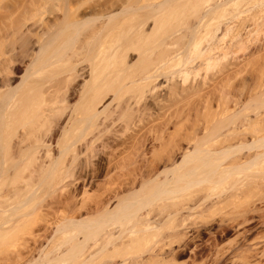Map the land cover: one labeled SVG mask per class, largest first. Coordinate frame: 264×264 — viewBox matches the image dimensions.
Listing matches in <instances>:
<instances>
[{
    "label": "bare ground",
    "instance_id": "6f19581e",
    "mask_svg": "<svg viewBox=\"0 0 264 264\" xmlns=\"http://www.w3.org/2000/svg\"><path fill=\"white\" fill-rule=\"evenodd\" d=\"M3 1L46 31L0 88V264H264V0Z\"/></svg>",
    "mask_w": 264,
    "mask_h": 264
},
{
    "label": "rangeland",
    "instance_id": "374dc122",
    "mask_svg": "<svg viewBox=\"0 0 264 264\" xmlns=\"http://www.w3.org/2000/svg\"><path fill=\"white\" fill-rule=\"evenodd\" d=\"M1 1V0H0ZM5 1H1L0 2V4L2 3H4ZM0 6H2V5H0ZM1 9H3L4 10V7H0ZM6 9V8H5ZM3 10H1L0 11V13L2 14V13H4L3 12ZM1 14H0V29L2 30H0V32H1V34H0V50H1V52L3 53H1L0 52V59L1 60H3V58H5L6 56H8V58H7V60H8V62H6V66L5 67H0L1 68V71H0V88H2L3 86L4 87H6L5 85H9V84H16L18 81H19V76H21V73L22 72H24V70L23 69H25L26 68V64L28 65V60H30L31 58V55L32 54H34V52H35V50H36V48L38 47V43L36 42V34L37 35H39V34H41V32H42V34H41V36H43V34H44V32L46 31L45 30V26L44 25H42V23H40V21L39 20H37L34 24H30L31 22H30V20H29V23L28 24H26L22 29H23V31H22V33H21V35H16V37H10V35H7L6 33H4L3 34V32H5V31H7V22L9 21V18H10V16L11 15H9V16H7V15H4L3 16V14H2V16H1ZM7 16V17H6ZM42 19H44L45 21H46V13H44L43 15H42ZM5 18V19H4ZM4 22V23H3ZM5 23H7V24H5ZM39 23V24H38ZM28 26V27H27ZM28 28V29H27ZM26 29V30H25ZM244 30L245 28H241L240 30ZM45 30V31H44ZM242 30V32H241V34H243L244 35V32L245 31H243ZM35 31V32H34ZM40 31V32H39ZM6 34V35H5ZM23 34H25V35H23ZM242 35V36H243ZM23 36V37H22ZM262 38H263V40H262ZM261 38V41H259V43H264V36ZM5 39V40H4ZM25 39V40H24ZM12 40V41H11ZM9 42H10V44H9ZM258 42H256V43H254L255 45L257 44ZM258 43V44H259ZM35 44H37V45H35ZM250 42H249V45H248V48H249V46H250ZM253 43L251 44L252 46L250 47V48H252L250 51H254V49H255V47L257 46H255ZM254 45V46H253ZM2 48V49H1ZM233 47H230L229 48V51L231 50H233L232 49ZM5 49V50H4ZM30 49V50H29ZM247 49V48H246ZM246 49L245 50H243L244 52L246 51ZM250 51H248V52H250ZM252 51V52H253ZM241 52L242 51H240V52H238V53H235V54H233L232 52H230L231 53V55L228 57V61L230 60H232L233 62H237V58H236V56L237 57H239L238 59L239 60H242L243 58H245V57H248V54L246 53V56L242 53L241 54ZM217 53H218V51H217ZM255 53V52H254ZM8 54V55H7ZM237 54V55H236ZM240 54V55H239ZM133 55V54H132ZM233 55V56H232ZM236 55V56H235ZM243 56V57H242ZM233 57V58H232ZM241 57H242V59H241ZM235 58H236V60H235ZM235 60V61H234ZM10 61V62H9ZM7 63H8V65H7ZM11 64V65H10ZM8 66V67H7ZM10 66V67H9ZM25 66V67H24ZM7 68V69H6ZM10 68V69H9ZM5 69V70H4ZM12 69V70H11ZM8 70V71H7ZM9 71H11V72H9ZM13 71V72H12ZM7 72V73H6ZM242 73H243V75H242ZM8 74V75H7ZM210 74V73H209ZM10 75V76H9ZM244 75H246V73H244V72H240V74L237 76V77H239V76H244ZM2 76H4V77H2ZM7 76V77H6ZM210 76V75H209ZM210 77H212V75L210 76ZM237 77H236V79H237ZM235 79V80H236ZM7 80V81H6ZM234 79L233 80H231V82L234 84L235 83V85H231V86H235L234 88H237V90L236 91H238V89L240 90V91H245V89L246 88H244L245 86V84L247 85V84H249V83H251L252 81H251V79L249 80V81H247L244 85L243 84H240V85H237V83H238V80H236L235 81ZM2 81H4V82H2ZM235 81V82H234ZM4 83V84H3ZM8 83V84H7ZM231 83V84H232ZM244 86V87H241V86ZM237 86V87H236ZM239 86V87H238ZM159 89V91H158V93H159V96H158V103L159 102H162L161 100H160V96H161V93H162V95H164V91L167 89V87L166 86H161L160 88H158ZM243 89V90H242ZM235 90V89H234ZM151 94H149V93H147V95L146 96H144V97H142L141 98V100H142V102L141 101H139V103H136V104H134L133 105V112L131 113V114H133V115H131L130 117H133V118H130L129 116H128V118H130V119H128L129 121H128V123H130L131 125L129 126V127H133V128H135V129H133V130H130V129H127L124 133L125 134H131V135H133L134 134V137H135V132L136 131H140V133H136V137L135 138H139V139H136V141L138 140V142H139V140H140V137H142V136H140V135H145V134H143V133H145L146 131H149L148 129L145 131V129L146 128H148L149 126L148 125H146V126H144L143 128H145L144 130H143V128H142V130L140 129L139 130V128L138 127H134V125L135 124H140L141 122V120L139 121V117H138V119H137V117L136 116H138L139 114H141V113H143V114H141V116L143 115V116H145V115H147V114H150V113H152L151 115H153L154 113H157V109H158V107H157V104L155 103V101L156 100H154V96H150ZM160 97V98H159ZM145 98H146V101H145ZM160 100V101H159ZM149 101V102H148ZM152 102V103H151ZM155 103V104H154ZM139 104V105H138ZM143 104V105H142ZM148 105V106H147ZM155 105V106H154ZM144 106V107H143ZM140 107V108H139ZM153 107H154V109H153ZM157 107V108H156ZM142 108V109H141ZM134 109H140V110H138V111H135L134 112ZM146 109H148V110H146ZM151 109V110H150ZM131 112V110L129 111V113ZM137 112H139V114L137 113ZM141 112V113H140ZM148 112H150V113H148ZM145 113V114H144ZM135 114V115H134ZM140 116V115H139ZM193 117V116H192ZM194 118V117H193ZM192 118V119H193ZM132 119V120H131ZM136 119L138 120V121H136ZM134 120V121H133ZM131 121V122H130ZM133 121V122H132ZM143 121H145V120H143ZM137 122H139V123H137ZM122 123V122H121ZM132 124H133V126H132ZM148 126V127H147ZM128 127V128H129ZM137 129V130H136ZM120 130V129H119ZM129 130V131H128ZM131 131V132H130ZM135 131V132H134ZM144 131V132H143ZM107 133H109L110 135H111V133H112V131H110V132H107ZM118 133V132H117ZM120 133V132H119ZM118 133V134H119ZM142 133V134H141ZM149 132H146V136H144L143 137V139H141V140H143L142 142H143V147H146V148H144V150L146 151V155L145 156H147L148 154H150L149 152H150V150H151V146H152V144H154L155 143V141L153 142L151 139H150V136H149V134H148ZM109 134H107L108 135V137H110V138H108V139H104L105 138V136L103 137V136H101L100 137V140L98 141V142H96V146L99 144V142L102 140L103 142H107V146H108V144H109V146H108V148H107V151L108 150H110V149H114L115 148V151H117L118 152V150L121 148V147H125L126 149H124V152L122 153V154H125L126 152H127V148L132 144V141H134L133 140V137H132V141H131V137H126L127 138V141L126 142H124L122 145H120L122 142L119 140V139H117L118 137L116 136V138H114V137H112L114 134H112V136H109ZM148 135V136H147ZM140 136V137H139ZM112 138H113V140L115 139V141H113L112 140ZM125 138V139H126ZM146 140H145V139ZM117 139V140H116ZM129 139V140H128ZM106 140V141H105ZM109 141V142H108ZM130 143H129V142ZM138 142L136 143V144H138ZM145 142V143H144ZM153 142V143H152ZM102 143V142H101ZM101 143L96 147V151H97V153H95L94 154V156L92 155L93 154V152L90 154V155H92V156H90L89 155V157H88V154L89 153H87V154H82V155H79V158H83V159H81L82 161H84V160H86V159H91L90 161H92V162H94V160L96 161V159H97V154H98V152H100V150L99 149H101ZM112 143H114L113 145H111ZM118 143V144H117ZM140 143V142H139ZM115 144H116V146H115ZM110 145H111V147H110ZM110 147V148H109ZM151 147V148H150ZM147 149H149V150H147ZM126 151V152H125ZM86 155H87V157H86ZM104 155V154H103ZM82 156V157H81ZM84 156V157H83ZM129 156V155H128ZM130 156H132L131 154H130ZM129 156V157H130ZM134 156H136V157H139L138 156V154L137 155H134ZM261 169L262 170H260V168H259V172H257V175H258V179H260V181L261 180H264V168L263 167H261ZM116 170V171H115ZM113 171H115V172H118V169L116 168H111V170H110V173L112 172V173H114ZM101 178V177H100ZM98 182H100V181H98ZM93 187V188H92ZM89 190L90 191H92L93 192V190H94V186H92ZM221 189V188H220ZM96 190V189H95ZM217 191L219 190V188H217L216 189ZM89 191V192H90ZM91 192V193H92ZM95 192V191H94ZM261 194V196L259 195V193L258 194H256L255 196H257L256 197V199H255V196H253V199H252V201H253V203H255L254 205L257 207V209L259 208V210H261V209H263L264 208V191H262V192H260ZM260 199H259V198ZM45 198H46V196H45ZM250 199V200H251ZM260 200V201H259ZM252 203V202H251ZM264 210V209H263ZM259 211L258 213H256L257 214V216H258V218L257 219H259V214L261 215L262 214V212H264V211ZM258 211V210H257ZM256 214H255V218L257 217L256 216ZM262 216V215H261ZM260 219H262V217L260 218ZM259 219V220H260ZM22 233V232H21ZM23 234V233H22ZM21 234V235H22ZM19 233L17 234V236L19 237ZM24 236H25V234H23ZM22 235V236H23ZM15 237V238H18V237ZM13 238V237H12ZM11 238V240H14V239H12ZM19 239V238H18ZM15 241V240H14ZM140 246V245H139ZM14 248H16L15 247V245H14V247L13 246H7L6 247V249L5 248H0V251H2L3 249H4V251L6 250L7 252H12L13 251V249ZM2 249V250H1ZM136 249H138V250H136ZM136 249H134V248H132V249H130V250H128L129 251V253H130V251L133 253V254H131V255H136V254H139V253H141V252H143V250H144V245H141L140 246V248L138 247V246H136ZM135 250V251H134ZM127 251V252H128ZM7 255H9V253H6ZM5 254V255H6Z\"/></svg>",
    "mask_w": 264,
    "mask_h": 264
}]
</instances>
